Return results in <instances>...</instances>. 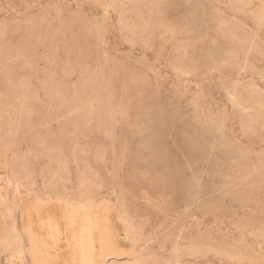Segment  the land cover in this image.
Returning a JSON list of instances; mask_svg holds the SVG:
<instances>
[{"label":"rangeland","instance_id":"rangeland-1","mask_svg":"<svg viewBox=\"0 0 264 264\" xmlns=\"http://www.w3.org/2000/svg\"><path fill=\"white\" fill-rule=\"evenodd\" d=\"M101 3L0 0V264H39L41 207L144 264H264V0Z\"/></svg>","mask_w":264,"mask_h":264},{"label":"bare ground","instance_id":"bare-ground-1","mask_svg":"<svg viewBox=\"0 0 264 264\" xmlns=\"http://www.w3.org/2000/svg\"><path fill=\"white\" fill-rule=\"evenodd\" d=\"M101 5L104 6L105 14L108 13V10L110 7L115 8L119 6L121 9L122 7H124L122 0H102ZM89 104L88 106H90ZM90 108H92V106ZM2 200H3V197L0 194V201ZM90 208L92 209V207ZM92 211H90V213ZM122 213H124V210ZM66 215L65 217H61L59 215L57 216L55 215L54 211H52V209L51 210L47 208L43 209V207H41V210L38 214V221H39V226L41 228V231L45 230L46 234L43 233L44 235L43 240H40L38 238V234L32 233L33 253L35 256H37L39 264H103V263L104 264H116V262L120 260L119 258H122V257H127L123 264H144L145 256L142 252H138L135 255V257L130 258L128 256H125L126 251H123L122 254H119L121 252V248L115 247L112 250L110 246L108 245L105 246L106 237L109 235H107V232H103L101 227H99L100 221H98V219H97V222H93V224L89 225L86 223L88 222L87 219L91 217V215L89 217H87L88 215H83V216L80 215L76 217L69 216V215L66 216ZM77 221L80 222L81 224L78 227V233H80L81 236L83 237L81 238L82 245L75 249L76 245L66 246L68 242L67 240H68L69 232L68 230L61 231L60 226H61V223H64L68 227H71L73 226L74 222H77ZM124 221H126L125 223L127 225V231L129 234V238L131 239L134 238L135 227L131 225V222L129 220H124ZM13 231H15L14 226H12V232ZM8 242L9 241H6V243ZM13 242L22 243L23 239L15 238ZM66 249L69 250L70 255H71V251H75L73 255H76V254L77 255L75 257L71 255L69 259H67L66 261L65 260L63 261L64 257H62L61 254H63V252L66 251ZM26 252H27L26 250L23 251V253H26Z\"/></svg>","mask_w":264,"mask_h":264}]
</instances>
